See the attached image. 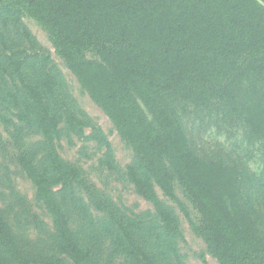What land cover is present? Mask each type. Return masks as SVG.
Instances as JSON below:
<instances>
[{
  "label": "trees",
  "instance_id": "obj_1",
  "mask_svg": "<svg viewBox=\"0 0 264 264\" xmlns=\"http://www.w3.org/2000/svg\"><path fill=\"white\" fill-rule=\"evenodd\" d=\"M27 4L80 85L133 149L135 160L127 176L155 208L162 235L173 240L181 229L156 186L190 217L177 197L178 185L199 214L198 222L192 221L194 231L220 264H264V233L242 204L239 167L196 154L175 107L178 101L206 105L216 101L242 118L252 135L264 136V0H27ZM0 19L30 40L18 14L0 11ZM0 41L5 43L3 30ZM9 59L21 85L18 95L11 93L15 116L33 126L45 146L38 160L37 154H22L21 164L52 217L54 233L51 241L30 250L0 211V252L11 256L0 259V264H29L30 259L93 264V248L108 238L112 252L107 264L118 257L123 258L120 264H159L147 248L142 223L100 202L102 214L87 217L90 205L77 189L89 190L90 202L98 194L53 145L63 113L61 80L42 68L27 72L21 58ZM67 118L76 125L74 115Z\"/></svg>",
  "mask_w": 264,
  "mask_h": 264
},
{
  "label": "rangeland",
  "instance_id": "obj_2",
  "mask_svg": "<svg viewBox=\"0 0 264 264\" xmlns=\"http://www.w3.org/2000/svg\"><path fill=\"white\" fill-rule=\"evenodd\" d=\"M27 6V0H0V11L18 14L22 26L30 33L28 40L14 24L10 22L5 27L0 19V30L5 32V43L0 41V211L13 233L23 244L30 245L28 249L35 250L52 240L54 227L51 215L38 200L36 188L21 164L22 154H37L38 160L45 146L41 134L15 116V99L11 93L18 95L21 85L12 72L9 56L27 62V72L42 68L61 80L59 104L63 113L53 145L65 161L81 170L87 186L98 194L90 202L89 190L82 186L77 189L90 205L87 217L96 219L102 214L97 205L100 202L142 223L148 234L147 248L159 264H220L194 231L192 221L198 222L199 214L178 185L177 197L190 217L178 202L156 186L159 197L178 216L181 229V235L173 240L162 235L155 208L135 191L127 176V168L135 160L133 149L80 85L53 45L46 27L28 12ZM247 84L251 86V79ZM175 107L196 154L203 159L222 158L239 167L242 204L264 233V136L252 135L242 118L227 112L216 101L208 105L178 101ZM68 114L76 117L75 126L69 124ZM109 241L93 248V264H107L110 260ZM7 257L11 256L0 252L1 260ZM122 260L118 257L111 264H120ZM29 264L44 263L30 259Z\"/></svg>",
  "mask_w": 264,
  "mask_h": 264
}]
</instances>
